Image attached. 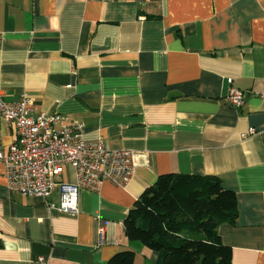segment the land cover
<instances>
[{
    "label": "crops",
    "instance_id": "0c3cea01",
    "mask_svg": "<svg viewBox=\"0 0 264 264\" xmlns=\"http://www.w3.org/2000/svg\"><path fill=\"white\" fill-rule=\"evenodd\" d=\"M231 86L242 105L225 99ZM0 90L149 158L125 187L80 189L78 213L57 208L59 189L11 192L0 163V264H108L125 250L155 264L125 219L172 172L234 191L239 215L219 234L233 264H264V0H0ZM0 127L8 150L15 130ZM61 179L76 181L72 166Z\"/></svg>",
    "mask_w": 264,
    "mask_h": 264
},
{
    "label": "built area",
    "instance_id": "2783aa9c",
    "mask_svg": "<svg viewBox=\"0 0 264 264\" xmlns=\"http://www.w3.org/2000/svg\"><path fill=\"white\" fill-rule=\"evenodd\" d=\"M225 99L240 106L245 93L231 86ZM33 111V101L27 94L17 102H8L0 90V122L11 124L16 133L5 150L0 127V163L5 166L11 192L46 199L59 189L61 201L57 208L78 213L80 189L98 191L106 181L125 187L138 167L149 164L146 152L112 149L102 137L88 139L80 121L64 124L66 117L60 113L34 116ZM67 166L74 169V183L61 179Z\"/></svg>",
    "mask_w": 264,
    "mask_h": 264
},
{
    "label": "trees",
    "instance_id": "16d2710c",
    "mask_svg": "<svg viewBox=\"0 0 264 264\" xmlns=\"http://www.w3.org/2000/svg\"><path fill=\"white\" fill-rule=\"evenodd\" d=\"M239 215L234 191L216 175L158 176L131 207L125 231L157 252L155 264H233V250L219 234ZM135 251L114 254L108 264H134Z\"/></svg>",
    "mask_w": 264,
    "mask_h": 264
}]
</instances>
